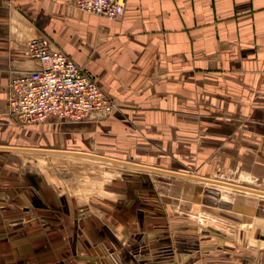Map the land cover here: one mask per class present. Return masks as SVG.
<instances>
[{
	"label": "crops",
	"instance_id": "1",
	"mask_svg": "<svg viewBox=\"0 0 264 264\" xmlns=\"http://www.w3.org/2000/svg\"><path fill=\"white\" fill-rule=\"evenodd\" d=\"M32 37L49 39L55 49L99 83L116 105L108 120L40 125L32 131L47 129L44 132L50 134L52 145L25 148V133L9 115L7 97L13 75L38 67L26 55L25 45ZM251 111L264 117V0H127L123 16L116 20L83 13L69 0H0V204L5 207L0 221L5 223V264L25 260L57 263L51 259V250L42 254L43 260L37 258V252L42 251L39 233L34 243L25 239L22 208L32 203L35 209L43 203L54 207L43 192L27 199V156L43 153L104 162L124 160L117 164L180 180L189 177L183 176L189 174L185 167L200 164L201 157L211 162L214 170L213 161L219 153L226 167L235 169L242 164L248 176L264 179L263 150L243 143L240 150L230 146L225 150L233 129L228 121L218 118V113L243 115ZM60 127L62 131H56ZM37 136L36 142L41 143ZM76 136L79 151L62 150L57 145L64 139L69 144ZM11 161L18 165L21 161L22 166L17 170L6 166ZM133 188L137 194L138 187ZM103 192L109 195L102 199L116 197ZM120 197H126L123 207L132 204V195ZM143 201L138 208L141 203L148 208L151 201ZM94 225L96 228L84 233L85 239L102 240V249L121 253L122 246L108 229L111 224L93 222L88 229ZM115 234L122 233L118 230ZM152 235L159 239L154 243L159 248L169 244L167 235ZM178 236V244L188 248L183 253L193 250V239L209 255L210 264H255L253 250L219 254L215 250L224 246L220 238L197 241L191 235ZM183 257L185 260L187 255ZM159 259L160 264H166L163 257ZM130 264L136 262L132 259Z\"/></svg>",
	"mask_w": 264,
	"mask_h": 264
},
{
	"label": "rangeland",
	"instance_id": "2",
	"mask_svg": "<svg viewBox=\"0 0 264 264\" xmlns=\"http://www.w3.org/2000/svg\"><path fill=\"white\" fill-rule=\"evenodd\" d=\"M115 106L114 104V108ZM112 113L73 124H98L108 120ZM258 114L254 111L245 112L243 115L236 112L218 113V118L228 121V126L233 129L230 134L232 137H228L225 143V150H228L229 146L232 150H240V144L243 143L256 151L262 149L264 152V133L258 132L264 130V117H259ZM55 122L64 123L51 121L48 124ZM38 127L40 126L19 127L25 133L26 147L39 149L52 145L50 134L44 132L48 131L47 129L32 131ZM62 129L60 127L56 131ZM35 135L41 137V143L36 142L38 140ZM77 137L79 136L72 139L74 143L68 141L69 144H66L64 139L57 145L62 150L79 151L81 146L75 143ZM243 137H249V140ZM233 154L237 160L238 153L234 151ZM31 155L25 159L24 178L31 192L27 190V199H30L28 196L32 194L37 196L43 192V196L50 198L54 204V207L49 208L43 203V206L35 209L32 203L22 208L26 214L25 239L34 243L38 233V238L41 239L42 251L37 252V258L40 256L43 260L42 254H49L51 250V259L56 260V264H106L108 260L107 264H130L132 259L136 264H160V257H163L166 264H173V261L174 264H210L209 255L204 252L202 245H197L193 239L190 241L193 250L183 253L188 249L185 245L178 244L181 237L178 235L183 233L193 236L197 241L207 237L208 241L210 238H220L224 246L215 250L219 254H227L235 249L253 250L254 263L264 264V179L248 176L242 171V164L235 169L226 167L225 161L219 159V153L218 159L213 161L214 170L210 168L211 162H206L200 156V164L185 167L189 177L180 180L157 174L147 175L139 170L115 164L122 162L117 158L119 161L104 162L73 155ZM6 166L16 169L22 166V162L18 165L17 161H11ZM134 184L138 187L137 194L132 192ZM51 190H55L56 196L50 194ZM103 191L114 193L116 197L112 195L102 199L109 195H105ZM124 194H127L128 199L129 195H132L130 206L123 207V198L126 197L120 195ZM143 200L151 201L148 208L142 207ZM139 202H142V209L138 208ZM4 209L0 204V219ZM102 217L107 221L104 222ZM93 222L99 226L111 224L108 229L122 246L121 253L108 248L107 251L102 249V240L85 239L84 233L96 228L94 225L88 229ZM183 226H186V229L182 230ZM118 230L122 233L121 236L115 234ZM3 233L5 223L0 221V264H5ZM152 234L161 235L160 237L167 235L169 244L159 248L154 244L159 242V239L153 238ZM144 251L151 257L145 256ZM88 253L91 255L88 256ZM184 255H187L185 260ZM20 264L41 263H29V260H25Z\"/></svg>",
	"mask_w": 264,
	"mask_h": 264
},
{
	"label": "built area",
	"instance_id": "3",
	"mask_svg": "<svg viewBox=\"0 0 264 264\" xmlns=\"http://www.w3.org/2000/svg\"><path fill=\"white\" fill-rule=\"evenodd\" d=\"M83 12L109 20L123 16L127 0H69ZM26 55L38 67L12 76L8 112L19 125L40 126L51 121L80 123L105 117L114 104L99 83L47 38L26 42Z\"/></svg>",
	"mask_w": 264,
	"mask_h": 264
},
{
	"label": "bare ground",
	"instance_id": "4",
	"mask_svg": "<svg viewBox=\"0 0 264 264\" xmlns=\"http://www.w3.org/2000/svg\"><path fill=\"white\" fill-rule=\"evenodd\" d=\"M32 38H33V37H32ZM85 121H86V120H85ZM25 148L28 149L29 147H25ZM6 150H7V149H6ZM48 150H49V149H48ZM24 151H25V150H24ZM54 151H56V150H54ZM60 151H61V150H60ZM45 152H46V151H45ZM71 152H72V151H71ZM74 152H75V151H74ZM80 152H82V151H80ZM80 152H77V153H80ZM61 154H63V153H61ZM68 154H69V153H68ZM70 154H71V153H70ZM81 154H82V153H81ZM81 154H80V155H81ZM84 154H85V153H84ZM90 154H91V153H90ZM93 155H94V154H93ZM93 155H92V156H93ZM78 156H79V155H78ZM88 156H89V155H88ZM98 158H99V155H98ZM98 158H97V159H98ZM102 159H103V158H102ZM113 159H114V158H113ZM106 160H107V159H106ZM122 161H124V160H122ZM107 162H109V161H107ZM114 162H115V161H114ZM115 164H117V163H115ZM120 164H121V163H120ZM120 164H119V165H120ZM132 164H133V163H132ZM129 166H130V164H129ZM145 166H146V165H145ZM134 167H135V166H134ZM136 168H137V167H136ZM143 171H144V170H143ZM170 173H171V172H170ZM175 176H176V175H175ZM183 176L188 177V175H183ZM179 177H180V176H179ZM209 181H210V182H214V180H209ZM215 181H216V180H215ZM200 182H201V181H200ZM215 183H216V182H215ZM217 183H218V182H217ZM221 183H222V182H221ZM209 184H210V183H209ZM215 185H216V184H215ZM215 185H214V186H215ZM227 186H228V185H227ZM235 186H236V185H235ZM235 186H234V187H235ZM240 186H241V185H240ZM232 189H233V188H232ZM240 189H241V188H240ZM234 190H235V189H234ZM246 190H247V189H246ZM250 191H251V190H250ZM257 191H258V190H257ZM248 192H249V191H248ZM252 192H253V191H252ZM260 192L263 193V191H260ZM253 193H254V192H253ZM261 193H259V194H261ZM242 194H243V193H242ZM249 194H250V193H249ZM255 196H257V195H255ZM258 196H260V195H258ZM238 198H239V197H238ZM242 198H243V197H242ZM263 198H264V197H263ZM263 200H264V199H263ZM238 201H239V200H238ZM242 201H243V200H242ZM256 207H257V206H256ZM200 211H201V210H200ZM208 220H209V219H208ZM257 222H258V221H257ZM261 222H262V221H261Z\"/></svg>",
	"mask_w": 264,
	"mask_h": 264
}]
</instances>
